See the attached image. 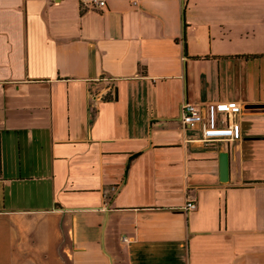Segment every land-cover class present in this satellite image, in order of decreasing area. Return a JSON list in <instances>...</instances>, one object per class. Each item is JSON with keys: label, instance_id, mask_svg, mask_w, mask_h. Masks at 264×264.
Listing matches in <instances>:
<instances>
[{"label": "crops", "instance_id": "obj_1", "mask_svg": "<svg viewBox=\"0 0 264 264\" xmlns=\"http://www.w3.org/2000/svg\"><path fill=\"white\" fill-rule=\"evenodd\" d=\"M105 1L0 0V264H264V0Z\"/></svg>", "mask_w": 264, "mask_h": 264}, {"label": "built area", "instance_id": "obj_2", "mask_svg": "<svg viewBox=\"0 0 264 264\" xmlns=\"http://www.w3.org/2000/svg\"><path fill=\"white\" fill-rule=\"evenodd\" d=\"M82 8L101 9L106 5L105 0H79ZM243 107L238 102H211L202 106L198 103L184 100L180 106L179 120L183 128L199 129V140L213 144L231 142L240 138L237 115ZM196 208L194 200L186 199L183 210L190 211Z\"/></svg>", "mask_w": 264, "mask_h": 264}, {"label": "water", "instance_id": "obj_3", "mask_svg": "<svg viewBox=\"0 0 264 264\" xmlns=\"http://www.w3.org/2000/svg\"><path fill=\"white\" fill-rule=\"evenodd\" d=\"M225 157H226L225 155H222L221 160H220V170H221V173L224 174V176L226 175L228 166H229L228 157H227V160Z\"/></svg>", "mask_w": 264, "mask_h": 264}]
</instances>
